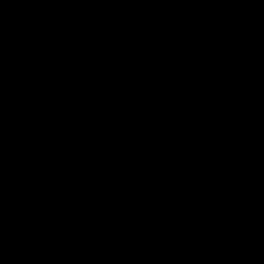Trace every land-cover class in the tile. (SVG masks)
<instances>
[{"label": "water", "instance_id": "1", "mask_svg": "<svg viewBox=\"0 0 264 264\" xmlns=\"http://www.w3.org/2000/svg\"><path fill=\"white\" fill-rule=\"evenodd\" d=\"M0 264H264V0H0Z\"/></svg>", "mask_w": 264, "mask_h": 264}]
</instances>
